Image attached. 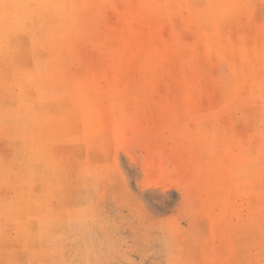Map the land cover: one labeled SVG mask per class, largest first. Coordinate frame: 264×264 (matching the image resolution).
<instances>
[{"label": "rangeland", "instance_id": "obj_1", "mask_svg": "<svg viewBox=\"0 0 264 264\" xmlns=\"http://www.w3.org/2000/svg\"><path fill=\"white\" fill-rule=\"evenodd\" d=\"M0 264H264V0H0Z\"/></svg>", "mask_w": 264, "mask_h": 264}]
</instances>
